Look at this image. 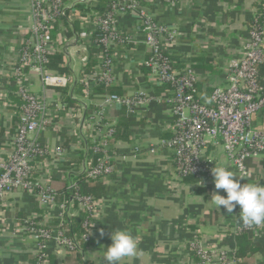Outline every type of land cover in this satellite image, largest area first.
Returning <instances> with one entry per match:
<instances>
[{"label": "crops", "instance_id": "0c3cea01", "mask_svg": "<svg viewBox=\"0 0 264 264\" xmlns=\"http://www.w3.org/2000/svg\"><path fill=\"white\" fill-rule=\"evenodd\" d=\"M139 1L146 16L175 33L167 53L177 71L192 67L198 73L203 102L210 101L211 92L207 91L227 85L232 63L244 55L250 23L264 10V0ZM65 2L72 6L75 0ZM104 2L95 9L104 10ZM89 11L83 6L75 14L69 11L70 16L74 15L70 17L72 27L69 21L66 30L51 33L47 69L68 79V85L45 87L34 73L26 78L29 88L42 95L50 109V123L39 138L48 155L39 160L38 172L41 170L39 176L50 178L60 204L70 201L68 188L83 175L84 163L93 162L90 149L79 134L84 117L96 113L106 95L95 91L102 70L92 53L96 49L93 26L86 20ZM142 18L135 13L121 16L118 21L119 30L133 42L129 47L118 44L113 51L112 90L120 97L142 96L145 102L131 111L121 105L107 108L106 121L121 127L125 140L114 141V170L103 180L107 192L98 200L101 203L94 215L84 263L106 264L103 254L111 244V233L123 229L131 233L138 247L135 257L125 258L120 264H197L196 251L200 248L215 255L213 264H220L222 250L236 251V255L239 252L242 237L237 229L243 224L240 208L237 206L229 214L223 206L218 209L209 202L216 191L226 196L223 190L215 189L214 178L206 182L176 177L173 152L160 145L163 139L172 137L174 118L165 99L168 90L152 82L144 65L148 47ZM32 25L30 0H0L1 158L10 151L19 123V109L10 98L7 81L17 49L31 38ZM57 57L61 60L52 67ZM92 59L97 63L94 73L85 75ZM260 82L264 87V65ZM63 90L68 91L70 103ZM253 125L264 130V112L255 116ZM137 148L141 151L136 152ZM60 149L66 153L62 159L53 154ZM204 158L235 174L221 144H206ZM248 165L255 178L264 181V156L250 159ZM80 212L75 206L62 221L75 218ZM60 214L57 207L43 211L38 197L32 194L14 193L0 201V264H39V242L26 233L20 220L50 221L60 219ZM246 236L236 264H264V226L254 227ZM48 246L49 264H72L70 255L55 240Z\"/></svg>", "mask_w": 264, "mask_h": 264}, {"label": "built area", "instance_id": "2783aa9c", "mask_svg": "<svg viewBox=\"0 0 264 264\" xmlns=\"http://www.w3.org/2000/svg\"><path fill=\"white\" fill-rule=\"evenodd\" d=\"M30 1L33 18L31 38L17 49L11 73V78L19 86L23 105L18 112L19 123L12 137L10 151L6 153V157H0L1 202L22 190L37 196L43 211L57 207L61 213V221L65 215L69 216L70 209L78 205L81 211L93 214L92 220L85 225L87 232L83 236L90 243L94 215L101 202L92 197L80 196L76 192L77 185L73 182L68 188L70 201L60 204L59 194L51 186L50 178L46 175L39 176L42 172H38V162L48 155L39 138L50 123V109L45 98L33 92L26 81L28 74L34 73L41 77L45 87L68 85V79L48 72L50 34L61 28L66 30V23L69 21L72 27L70 17L73 18L74 15L70 16L69 11L75 14L80 6L90 9L86 20L93 26V33H104L100 39L94 41L93 47L100 49L96 59L106 67L101 69L100 82L107 87L113 86V51L116 45L124 44L129 47L133 42L129 36L121 37L119 34V18L135 13L143 17L142 32L148 47V57L144 65L149 70L153 83L170 87L165 99L174 118L173 135L170 139H163L160 145L173 152L178 179L195 178L207 182L213 178L211 169L214 166L212 161L204 158V152L206 144L214 143L223 146L225 157L235 172V179L242 185L249 181H258L248 162L252 158L264 156V130L256 129L253 125L255 116L264 112V87L260 82V67L264 65V24L257 23L259 14L249 27V41L243 57L234 61L230 67L227 85L216 87L210 97L211 104H203L197 99L196 85L200 83L198 73L192 67L177 71L167 53L170 43L176 37L175 33L146 16L139 0H109L106 11L102 13L95 9L101 0H75L72 6H67L65 0ZM144 102L142 96L126 98L114 94L105 95L99 110L84 117L79 138L88 147L94 144L95 152H100L101 158L96 163H84L83 174L92 180H104L113 173L115 130L106 121L107 108L121 105L131 111L136 106H142ZM135 151L140 152L141 148ZM53 154L59 159L66 155L61 149ZM48 223V220L37 223L35 219H28L24 225L26 233L39 242V264H49L47 252L48 244L52 240L68 254L79 248L76 238L66 237L61 226L50 228ZM253 229L254 227L241 224L237 230L242 233ZM229 252H220V264H236V251ZM196 257L197 264H213L215 261V255L204 248L196 251Z\"/></svg>", "mask_w": 264, "mask_h": 264}, {"label": "trees", "instance_id": "16d2710c", "mask_svg": "<svg viewBox=\"0 0 264 264\" xmlns=\"http://www.w3.org/2000/svg\"><path fill=\"white\" fill-rule=\"evenodd\" d=\"M101 1H105L104 2L105 9L102 10V11L101 10H98V11H101V13H102V12H105L106 11V9H107V7L109 5V0H101ZM252 23H254V22L251 21L250 26L252 25ZM257 23L258 24H264V10L259 13V17L257 18ZM119 34L121 35V37H127L121 31L119 32ZM103 35H104L103 32H97V33L94 34L93 40L94 41H97ZM50 37H51V34H50ZM130 46H131V44H130ZM99 50H92L93 55L98 54L99 53ZM60 60H61V58H58V57H57V60H55V61L53 59V62L51 61L52 62V67H55L59 63ZM170 60H171V63L173 65V61H172V58L171 57H170ZM96 65H97L96 61H94V60L91 61L88 69L86 70L85 75H91V74H93L94 73V67ZM99 66L103 70L106 69V67L104 66V64H100ZM173 67H174V65H173ZM261 67H260V69H261ZM84 78L85 77H83L82 80H84ZM163 86L168 91L170 90V87L168 85H163ZM7 87L12 92L11 95H10L11 100L14 102V104H16L18 106V109L20 111V108L23 105V101L21 100V98L19 96V86L16 84V80L10 78L7 81ZM112 87L113 86L107 87L104 83L99 82L98 83V87H97V89L95 91H96V93H99V94L102 93V94H106V95H111V94L112 95L113 94L116 95V91H113L112 90ZM196 87L198 89V97H197V99L201 103H203V104H211V99H209L210 101H208V102H203L201 100V98L199 97V92H200V87H201L200 84L196 85ZM213 91H207L206 93H210L211 92V94H212ZM63 93L65 95H67V98H66L67 99L66 100L67 103H70L71 100H70V97L68 96V91L67 90H63ZM211 94H210V96H211ZM114 130H115V134H114V141L115 142L117 140H125V137L122 134L121 127L114 126ZM115 135H116V137H115ZM94 146H95L94 144H90L89 145V148H90L89 156H90L91 159H93V162L96 163L101 158V153L100 152H95ZM77 163H79V162H77ZM75 183L77 185L76 192L80 196L92 197V198H94L95 200L98 201V200L102 199L106 195L107 188L104 185L103 180H101V179L92 180L86 174H83V175H81V176H79V177L76 178ZM247 183L264 185V181H261L259 179H258L257 182L256 181H249ZM76 206H78V205H76ZM92 218H93V214L91 212L81 211L80 214H79V216H77L75 218H72V219H67V221L64 222V223H62L61 219H52L48 223V227H50V228H57V227L61 226V228L65 230L66 237H68L70 239L71 238H76L77 241L79 242V248L74 249L69 254L70 255L69 261L72 264H87V263H84L83 255L87 251L88 246H89V243L86 242L83 239V236L87 232L86 231L87 229H86V226L85 225H86L87 222L91 221ZM27 221H28V219H21L20 220V222H22L23 225H26L27 224ZM35 222L38 223L40 221L35 220ZM248 233H249V231H244V232H242L240 234V238L241 237L242 238L239 240L240 246H239V252H237V256L238 257H239V255H240V257L242 256L243 249H242V246H241V242L246 239V237H247L246 235Z\"/></svg>", "mask_w": 264, "mask_h": 264}, {"label": "clouds", "instance_id": "9594fccd", "mask_svg": "<svg viewBox=\"0 0 264 264\" xmlns=\"http://www.w3.org/2000/svg\"><path fill=\"white\" fill-rule=\"evenodd\" d=\"M216 190H223L225 195L216 191L209 202L218 209L223 206L227 213H233L239 206V216L242 223L249 228L264 226V185L241 184L236 175L223 165H215L211 169ZM103 236V230H101ZM111 244L103 254L106 264H120L125 258L137 255V242L127 230H113L110 236Z\"/></svg>", "mask_w": 264, "mask_h": 264}, {"label": "rangeland", "instance_id": "374dc122", "mask_svg": "<svg viewBox=\"0 0 264 264\" xmlns=\"http://www.w3.org/2000/svg\"><path fill=\"white\" fill-rule=\"evenodd\" d=\"M15 193H26V192H23L22 190H19V191H16Z\"/></svg>", "mask_w": 264, "mask_h": 264}]
</instances>
